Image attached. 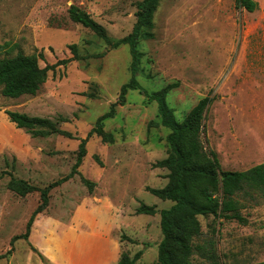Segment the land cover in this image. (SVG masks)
<instances>
[{
	"label": "rangeland",
	"instance_id": "rangeland-1",
	"mask_svg": "<svg viewBox=\"0 0 264 264\" xmlns=\"http://www.w3.org/2000/svg\"><path fill=\"white\" fill-rule=\"evenodd\" d=\"M140 1L0 0V59L42 51L44 60L39 62L45 66L71 57L72 43L78 44L82 57L49 71L35 95L6 97L0 86V264L24 262V250L33 254V264H52L41 253L40 241L34 245L29 238H19L12 245L14 236L26 231L41 193L20 196L8 183L14 176L43 188L71 172L81 140L131 79L130 47H115L114 42L132 32ZM257 1L258 9L250 12L238 8L235 0H160L155 38L138 44L142 56L137 78L145 90L158 91L179 81L167 96L179 120L202 97L217 96L206 113L203 141L207 150L218 153L222 169L246 170L264 161V0ZM72 4L102 23L111 42L72 21ZM7 111L49 118L65 133L34 136L17 127ZM103 126L114 141L97 134L88 137L79 173L51 190L32 237H74L75 231L97 230L105 215L103 225L120 238L121 254L141 252L135 264H154L163 237L160 212L173 201L148 187L168 182L169 170L157 163L168 155L169 129L160 124L157 102L140 89L129 90L125 104L117 105ZM83 178L97 183L92 192ZM240 199L246 222L199 216L204 234L197 241L214 237L222 264L264 257L262 194L253 189ZM143 202L155 206L156 213H138ZM192 258L195 264H207L198 253Z\"/></svg>",
	"mask_w": 264,
	"mask_h": 264
},
{
	"label": "trees",
	"instance_id": "trees-1",
	"mask_svg": "<svg viewBox=\"0 0 264 264\" xmlns=\"http://www.w3.org/2000/svg\"><path fill=\"white\" fill-rule=\"evenodd\" d=\"M159 3L160 0H141L137 5L136 22L132 32L114 42L115 47L121 44L129 45L132 54V76L122 85L119 97L111 104L110 109L97 119L88 137L97 134L110 142L114 141L113 135L105 132L103 121L115 115L117 105L125 104L129 90L140 89L145 92L149 101H156L160 124L169 129L167 134L169 152L167 157L157 163V166L166 167L169 172L168 182L164 187H148V190L161 199L172 200L173 204L160 212L163 237L159 243L158 258L154 264H195L192 258L195 253L205 259L207 264H222L214 237H204L203 240L197 241L204 234L199 216L213 214L246 222L247 219L242 215L244 205L240 197L254 189L261 192L264 201V162L246 170L222 169L218 153L215 150H207L203 141L204 120L209 107L217 99L216 95L207 94L202 97L186 116L179 120L167 101L169 92L180 85L179 81L168 83L162 89L150 93L141 85L137 78L142 56L138 50V44L140 39L155 38L154 14ZM235 3L238 8H244L250 12L259 7L257 0H235ZM68 12L72 21L82 24L105 41L111 42L106 27L90 12L76 4H72ZM69 48L73 54L71 57L59 59L53 64L47 63L45 66L39 62V59L44 60L42 51L33 54L19 52L16 55L1 58L2 94L11 98L25 94L35 95L46 82L49 71L55 70L61 64H68L82 58L77 43L70 44ZM7 113L17 127L26 128L34 136H48L55 132L65 133L49 118L32 116L19 111H7ZM88 137L81 140L71 172L45 187L38 188L25 179L11 176L8 188L16 194L25 196L36 190L41 193V202L29 218L26 231L14 236L12 245L19 238H29L37 215L50 202L51 190L79 173V167L87 154ZM83 182L91 192L97 185L95 181L88 178H83ZM137 212L152 215L156 213V207L143 202L137 208ZM122 238L129 237L123 234ZM130 240L133 239L130 238ZM2 257L4 255H0V258ZM140 257L141 252L133 257L123 252L117 264H135ZM46 262L48 263L47 260ZM246 264H264V260Z\"/></svg>",
	"mask_w": 264,
	"mask_h": 264
},
{
	"label": "crops",
	"instance_id": "crops-1",
	"mask_svg": "<svg viewBox=\"0 0 264 264\" xmlns=\"http://www.w3.org/2000/svg\"><path fill=\"white\" fill-rule=\"evenodd\" d=\"M99 211L103 210L100 208ZM94 217H98L97 213ZM105 220H107L106 216L102 215L100 221L102 226L100 227L99 223L97 230H85L82 233L72 231L74 237H41L39 240V237H32L34 234L32 231L29 242L37 245L40 241V250H42L40 252L49 258L52 264H117L121 257L122 242L119 237H114L112 227L103 225ZM37 222L38 219L35 223ZM23 252L26 258L20 264H33V254L27 250ZM16 256L15 249L11 257L16 258ZM37 264L45 263L38 261Z\"/></svg>",
	"mask_w": 264,
	"mask_h": 264
}]
</instances>
